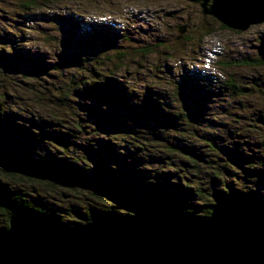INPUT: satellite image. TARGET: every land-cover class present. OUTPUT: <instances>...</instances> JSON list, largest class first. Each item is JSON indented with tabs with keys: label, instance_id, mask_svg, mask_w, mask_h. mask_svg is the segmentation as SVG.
Here are the masks:
<instances>
[{
	"label": "trees",
	"instance_id": "16d2710c",
	"mask_svg": "<svg viewBox=\"0 0 264 264\" xmlns=\"http://www.w3.org/2000/svg\"><path fill=\"white\" fill-rule=\"evenodd\" d=\"M110 1L0 0V229L19 213L67 226L141 208L264 216V101L247 102L260 81L181 76L141 17L96 19Z\"/></svg>",
	"mask_w": 264,
	"mask_h": 264
},
{
	"label": "water",
	"instance_id": "95a60500",
	"mask_svg": "<svg viewBox=\"0 0 264 264\" xmlns=\"http://www.w3.org/2000/svg\"><path fill=\"white\" fill-rule=\"evenodd\" d=\"M191 2L232 31L264 23V0ZM0 264H264V216L237 204L206 218L141 208L67 226L19 213L0 229Z\"/></svg>",
	"mask_w": 264,
	"mask_h": 264
},
{
	"label": "rangeland",
	"instance_id": "374dc122",
	"mask_svg": "<svg viewBox=\"0 0 264 264\" xmlns=\"http://www.w3.org/2000/svg\"><path fill=\"white\" fill-rule=\"evenodd\" d=\"M84 9L89 11L87 8ZM92 12L99 20H105L107 16L110 19L113 18L114 24L121 21L126 22L132 17H141L144 27L148 28L146 25H150L151 28L156 29V32L150 34L152 36L146 37L144 41L152 42L156 37L161 39L165 43L164 46L171 50L168 52L169 55L161 54V58L166 59L165 62L174 71L179 69L181 76L198 71L207 75L219 73L218 75L222 74L219 76L221 80L225 77L233 78L245 88L250 84L251 79L256 78L260 81V90L264 92V65L260 67L232 66L222 72L219 69L224 68L219 65L220 62L228 63L243 58H251L264 63V23L250 26L244 32L221 30V24L212 17L202 16L198 5H193L191 0H111L108 8L92 9ZM84 18L88 20L87 16ZM177 27H184L183 35L190 39L189 42L177 44L179 39L176 38L178 36ZM201 27L206 28L211 34L200 41L202 33H197V31ZM47 33H50L49 30ZM33 39L35 42L31 45L34 49L45 53L54 49L50 42L37 41L36 36ZM165 84V80H161V85ZM253 91L247 102L256 103L262 99L264 101L263 92L259 95L258 91ZM237 100L239 101V98ZM39 109L45 110L46 108L44 106V109L43 107Z\"/></svg>",
	"mask_w": 264,
	"mask_h": 264
},
{
	"label": "bare ground",
	"instance_id": "6f19581e",
	"mask_svg": "<svg viewBox=\"0 0 264 264\" xmlns=\"http://www.w3.org/2000/svg\"><path fill=\"white\" fill-rule=\"evenodd\" d=\"M264 25V24H263Z\"/></svg>",
	"mask_w": 264,
	"mask_h": 264
}]
</instances>
